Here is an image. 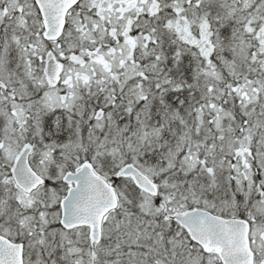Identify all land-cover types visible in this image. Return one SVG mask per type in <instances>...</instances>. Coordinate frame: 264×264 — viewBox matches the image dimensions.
<instances>
[{"label": "snow or ice", "instance_id": "snow-or-ice-1", "mask_svg": "<svg viewBox=\"0 0 264 264\" xmlns=\"http://www.w3.org/2000/svg\"><path fill=\"white\" fill-rule=\"evenodd\" d=\"M0 264H264V0H0Z\"/></svg>", "mask_w": 264, "mask_h": 264}]
</instances>
